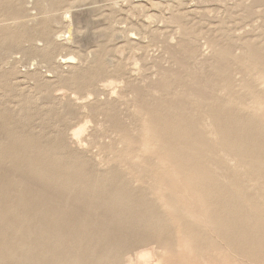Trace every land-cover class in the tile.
<instances>
[{
    "label": "rangeland",
    "instance_id": "obj_1",
    "mask_svg": "<svg viewBox=\"0 0 264 264\" xmlns=\"http://www.w3.org/2000/svg\"><path fill=\"white\" fill-rule=\"evenodd\" d=\"M40 1L0 0V264H264V0Z\"/></svg>",
    "mask_w": 264,
    "mask_h": 264
},
{
    "label": "bare ground",
    "instance_id": "obj_2",
    "mask_svg": "<svg viewBox=\"0 0 264 264\" xmlns=\"http://www.w3.org/2000/svg\"><path fill=\"white\" fill-rule=\"evenodd\" d=\"M56 1H60V0H41L40 1V3H41V6H42V8L43 9H47L48 10V8L49 9H54V7H55V3L54 2H56ZM82 2L83 0H76L75 2ZM205 1V0H204ZM222 1V3L223 2H226L227 0H221ZM239 1V0H238ZM236 2H237V0H236ZM251 2V1H250ZM255 2V1H254ZM4 2H0V11L2 10V7L3 8H7L6 6L7 5H2ZM234 3V2H233ZM261 3V2H260ZM73 4V3H72ZM157 5H160L161 3L160 2H158V3H156ZM224 4V3H223ZM226 4H227V2H226ZM225 4V5H226ZM229 4V3H228ZM227 4V5H228ZM238 4H240V3H238ZM237 4V5H238ZM246 4V3H245ZM248 5V4H247ZM228 8H231V7H229V6H227ZM49 11V10H48ZM66 12H68V13H70V11H68V9H67V11ZM193 12V11H192ZM231 12V11H230ZM250 12H252V11H250ZM68 13H65V14H67L68 15ZM23 14V13H22ZM16 15L17 16H21V14L20 13H16ZM182 15V14H181ZM180 15V16H181ZM230 15V14H229ZM242 15V14H241ZM178 16L179 15H177L174 11H172V13H171V16L168 18V20L169 21H171V22H176V23H178L177 25H179V28H181V30H182V33H184V34H186V35H188V33H190L191 35H196V31H189L190 30V28L187 26V25H185L184 24V22H182V20H180L179 21V18H178ZM184 16V15H183ZM182 16V17H183ZM232 17V16H231ZM236 17V16H235ZM62 18H63V14H61V15H58V14H54V15H51V16H49V19H51V20H54V22L55 21H62ZM185 18V17H184ZM183 18V19H184ZM188 18V17H187ZM245 18V17H244ZM64 19V18H63ZM233 19V18H232ZM235 19V18H234ZM248 19H249V17H248ZM17 20H19V19H17ZM246 20V19H245ZM20 21H22V20H20ZM168 21V22H169ZM63 22V21H62ZM72 22V21H71ZM52 23V22H51ZM51 23H50V25H51ZM48 25H49V23H48ZM50 27V26H49ZM136 28V27H135ZM137 30H135V31H139L138 30V28H136ZM76 30V29H75ZM126 31V29H114V30H111V32H109L108 30L107 31H102V33H103V35H112V36H115L116 34L118 35L119 33H122V32H125ZM69 32V31H68ZM80 32V31H79ZM158 31H156L155 32V34H158L157 33ZM65 33H66V31H65ZM207 33V32H206ZM26 34H28V33H26ZM25 34V35H26ZM68 34V37H70L71 38V36H72V32L70 31V33H67ZM58 35V34H57ZM63 36H64V34H62ZM185 35V36H186ZM205 35V34H204ZM197 36H199V33H197ZM196 36V37H197ZM209 36V35H208ZM23 37H24V34H23ZM56 34H54V33H51L49 36H47V41L49 42V43H55V39H56ZM59 37V36H58ZM67 37V38H68ZM201 37V36H200ZM27 39V38H26ZM61 39H63V38H61ZM36 40V39H35ZM183 40V39H182ZM38 41V40H37ZM44 41V40H43ZM33 42H36V41H33ZM39 42V41H38ZM184 42V41H183ZM186 43V42H185ZM184 49V48H183ZM250 49V48H249ZM186 50V49H185ZM8 53H10V49H5V51H4V54H8ZM193 53V52H192ZM187 54V53H186ZM192 55V54H191ZM78 56H80V58H82L81 57V55H79L78 54ZM6 57V56H5ZM71 57H73V55H71ZM3 58V57H2ZM44 58V57H43ZM65 58V57H64ZM53 60V56H49V57H47L46 58V61H49V62H51ZM50 64V63H49ZM102 77V76H101ZM98 92V91H97ZM204 99V98H203ZM26 106V105H25ZM26 108V107H25ZM29 108V107H28ZM68 108H71V107H68ZM51 111H53V110H51ZM61 113H62V111H61ZM59 114V113H58ZM8 122V121H7ZM16 122V121H15ZM9 124V123H8ZM18 128V127H17ZM20 128V127H19ZM7 129V128H6ZM12 129H14V128H12ZM13 131V130H12ZM16 132V131H15ZM29 133V132H28ZM185 147V146H184ZM19 152V151H18ZM229 158V157H228ZM44 170V169H43ZM38 172H39V170H38ZM41 172V171H40ZM246 196V195H245ZM249 197V196H248ZM140 207V206H139ZM264 215V214H263ZM127 219V218H126ZM238 231V230H237ZM234 232V231H233ZM12 235V234H11ZM10 236V235H9ZM38 239H41V238H38ZM235 239V238H234ZM6 241V240H5ZM39 241V240H38ZM57 263H60V262H57Z\"/></svg>",
    "mask_w": 264,
    "mask_h": 264
}]
</instances>
